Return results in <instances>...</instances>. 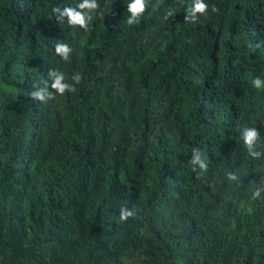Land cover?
<instances>
[{"label": "trees", "instance_id": "16d2710c", "mask_svg": "<svg viewBox=\"0 0 264 264\" xmlns=\"http://www.w3.org/2000/svg\"><path fill=\"white\" fill-rule=\"evenodd\" d=\"M80 2L0 0V264H264V0Z\"/></svg>", "mask_w": 264, "mask_h": 264}, {"label": "clouds", "instance_id": "9594fccd", "mask_svg": "<svg viewBox=\"0 0 264 264\" xmlns=\"http://www.w3.org/2000/svg\"><path fill=\"white\" fill-rule=\"evenodd\" d=\"M96 6L95 0H82L78 4V9H86V8H94ZM207 5L205 4L204 0H193V3L190 8V13L192 14L193 18L195 17V14L198 12H204ZM145 8V0H129L127 4V10L131 13L130 16L127 17V23L133 24L137 22L140 13L143 12ZM54 12H60L62 16L68 17V22L70 24H79L81 26H84L86 23V18L88 17V14L86 12H82L80 10H77L76 8L72 7H65L63 9L56 8L53 10ZM55 51L58 53L63 59H67L69 53L71 52V48L68 44L63 42H58L55 45ZM51 75L54 77V87L59 90V92H64L65 89H72V85L67 83L64 80V75L62 72H53ZM75 80L79 82L80 76L77 75L75 77ZM253 86L259 88L262 85V79L260 77H255L252 80ZM258 133L255 128H245L243 133V140L245 144L251 148V146L255 143L257 139ZM259 153L253 152L252 155H258ZM198 160V156L194 157L193 162H196ZM129 215H132V212L128 209L122 208L120 212L121 219L127 218Z\"/></svg>", "mask_w": 264, "mask_h": 264}]
</instances>
